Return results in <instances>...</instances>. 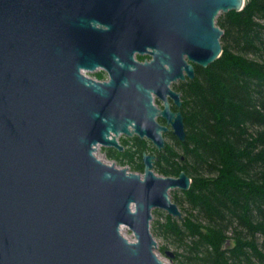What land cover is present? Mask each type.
Listing matches in <instances>:
<instances>
[{"label": "water", "instance_id": "obj_1", "mask_svg": "<svg viewBox=\"0 0 264 264\" xmlns=\"http://www.w3.org/2000/svg\"><path fill=\"white\" fill-rule=\"evenodd\" d=\"M247 2L0 0V264H164L152 211L180 219L169 191H187L191 179L157 175L146 153L143 173L129 172L97 148L122 152L123 135L160 150L167 128L156 117L184 142L169 86L220 57L216 18ZM144 43L151 62L139 64ZM100 60L114 63L109 82L80 74Z\"/></svg>", "mask_w": 264, "mask_h": 264}, {"label": "trees", "instance_id": "obj_2", "mask_svg": "<svg viewBox=\"0 0 264 264\" xmlns=\"http://www.w3.org/2000/svg\"><path fill=\"white\" fill-rule=\"evenodd\" d=\"M215 23L223 32L220 57L196 66L194 79L178 87L185 140L173 139L153 168L191 179L172 200L186 204V216L178 222L155 210L163 220L150 231L165 243L158 252L178 264H264V0H248ZM124 145L106 150V158L143 173L147 141Z\"/></svg>", "mask_w": 264, "mask_h": 264}, {"label": "flooded vegetation", "instance_id": "obj_3", "mask_svg": "<svg viewBox=\"0 0 264 264\" xmlns=\"http://www.w3.org/2000/svg\"><path fill=\"white\" fill-rule=\"evenodd\" d=\"M95 27L99 30V31H103L106 30L107 27L106 25L102 24V23H97L95 24ZM144 46L140 47L139 49H136V51L134 52V60L139 63V64H144V63H150L151 62V46L148 43H144ZM101 62L97 63V65L94 68H80L79 72L81 75H83L85 78L96 82V83H106L109 82L111 79V72L112 69L110 68V66H112L114 63L111 61H103L100 60ZM116 61H119V58L116 57ZM196 66L197 65H193V69H194V75L192 79H189L187 77L186 74H184V79L183 80H177L175 82H172L169 86V88L171 89V91H173L175 94L178 95V99L180 102V105H176L173 98L171 96H169L168 94L166 95V102L169 104V111L173 114H177L180 113V115L183 118L182 115V104H183V100H182V92L178 89L179 86H181L182 84H186L188 81H191L194 79L195 77V70H196ZM153 105L158 109V110H163L164 107V100L159 98L156 95H153ZM155 121L157 122V124L159 126L165 127L167 128V130L165 132H161V135L163 137L164 140V147L161 148L160 150H158L157 148H155L148 140L146 139H139L136 136H133L130 139H134L137 138L139 140H144L147 141V143L149 144L148 149L147 150H143V153H146L147 155H151L154 157V163L157 160V154L159 152H161L167 145H165V139L167 138L168 140H170V142H173L174 140H178L176 135L173 133V130L170 126V124H168L166 122V120L162 117H156ZM183 123H184V118H183ZM185 131V128H184ZM179 141V140H178ZM124 147H123V151H124Z\"/></svg>", "mask_w": 264, "mask_h": 264}, {"label": "rangeland", "instance_id": "obj_4", "mask_svg": "<svg viewBox=\"0 0 264 264\" xmlns=\"http://www.w3.org/2000/svg\"><path fill=\"white\" fill-rule=\"evenodd\" d=\"M130 138H126L125 136L123 135H120L119 138H118V141H119V144L122 145L125 148H127V146L124 145L125 141L128 140ZM170 144V140H168L167 138L165 139V145H168ZM149 144L147 143V148L146 150L148 149V146ZM108 149H111V148H106V147H98L97 148V156L102 158V159H105L106 161H108L109 163H114L115 166L117 168H126L129 172H133L132 171V167H133V164L131 163H124V164H119L118 162L116 161H113V160H108L105 156V153H106V150ZM113 150V149H112ZM134 173H138V174H142L141 172H134ZM157 174V173H156ZM158 175V174H157ZM174 192H178L179 193V190H172V191H169V195H170V198L171 200H173V195H174ZM173 202V201H172ZM174 203V202H173ZM185 208L186 209V204H182L181 207L179 208V211L181 212V218H183L184 216H186V212L183 211V209L181 210V208ZM155 211V210H153ZM152 211V212H153ZM159 211V213H161V215H164L166 214L164 211L162 210H157ZM180 218V219H181ZM155 219H158L160 220V222L163 220V217L160 216V214H152V220L151 222H153ZM172 219H175L177 220L178 222L180 221V219H177V218H172ZM150 226H151V223H150ZM124 236L129 239L130 241H133V235L131 233V231L128 229V228H125L124 230ZM155 241L157 242V248H156V253L157 255L162 259V261L164 262V264H178L177 262H173L171 259L167 258V257H164L162 256L159 252H158V248L163 246L165 243L163 241H161L160 239L158 238H155ZM169 252H174L175 251V247L174 246H169V248L167 249Z\"/></svg>", "mask_w": 264, "mask_h": 264}, {"label": "bare ground", "instance_id": "obj_5", "mask_svg": "<svg viewBox=\"0 0 264 264\" xmlns=\"http://www.w3.org/2000/svg\"><path fill=\"white\" fill-rule=\"evenodd\" d=\"M124 230H125V227H122L121 228V233L124 235Z\"/></svg>", "mask_w": 264, "mask_h": 264}]
</instances>
